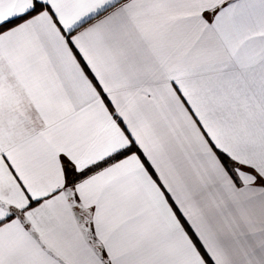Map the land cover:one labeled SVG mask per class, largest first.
I'll return each instance as SVG.
<instances>
[{"label": "snow or ice", "instance_id": "6c2138e0", "mask_svg": "<svg viewBox=\"0 0 264 264\" xmlns=\"http://www.w3.org/2000/svg\"><path fill=\"white\" fill-rule=\"evenodd\" d=\"M0 264H264V0H0Z\"/></svg>", "mask_w": 264, "mask_h": 264}]
</instances>
